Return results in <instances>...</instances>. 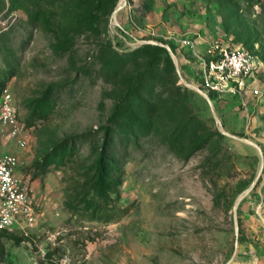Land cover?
Instances as JSON below:
<instances>
[{
    "label": "rangeland",
    "instance_id": "374dc122",
    "mask_svg": "<svg viewBox=\"0 0 264 264\" xmlns=\"http://www.w3.org/2000/svg\"><path fill=\"white\" fill-rule=\"evenodd\" d=\"M119 3L0 0V108L7 88L27 140L0 126V156L37 211L0 264H264V0ZM217 45L260 61L235 92L204 88Z\"/></svg>",
    "mask_w": 264,
    "mask_h": 264
},
{
    "label": "built area",
    "instance_id": "2783aa9c",
    "mask_svg": "<svg viewBox=\"0 0 264 264\" xmlns=\"http://www.w3.org/2000/svg\"><path fill=\"white\" fill-rule=\"evenodd\" d=\"M259 67L260 61L247 50L214 46L203 62L204 88L217 93L235 92L246 85L247 79ZM3 93L0 126L9 129L8 137L16 141L18 147L24 148L27 140L12 106L13 96L7 88ZM18 166L19 158L15 154L0 156V230L34 228L37 224V211L30 188L18 175ZM47 264L62 263L54 260Z\"/></svg>",
    "mask_w": 264,
    "mask_h": 264
},
{
    "label": "water",
    "instance_id": "95a60500",
    "mask_svg": "<svg viewBox=\"0 0 264 264\" xmlns=\"http://www.w3.org/2000/svg\"><path fill=\"white\" fill-rule=\"evenodd\" d=\"M125 2H126V0L124 1V3H123L122 5L119 4V5L117 6V8L115 9V12H114V14H113V19H114V22H115V23H118V21H117V12L121 9V7H123V5L125 4ZM169 51H170L171 54L173 55L172 51H171V50H169ZM173 56H174V55H173ZM182 80H183L184 84H185L188 88H190V89H192V90H194V91H197V92L200 93L203 97H205V98L207 99V101L209 102L211 108L214 110L213 101H212V99H211L209 93H207L205 90H203L202 88L198 87L197 85H195V84H193V83L187 81L184 77H182ZM217 122L219 123V125H220V129L222 130V132H223L224 134H226V135H228V136H231V137H234V138H237V139H239V140H241V141H244V142H246V143H249V144H251V145H254L255 147H257V149H258V150L260 151V153H261V156L263 157V152H262L261 148H260L256 143H254L253 141H251V140H249V139L239 138V137H237L236 135H233V134L229 133L228 131L225 130L223 124L221 123V121H220L218 118H217ZM255 184H256V181L254 182V184H253V185H252L247 191H245V192L240 196V198H239L238 201H237V206H238V204L240 203V201H241L246 195H248V193L250 192V190L252 189V187L255 186Z\"/></svg>",
    "mask_w": 264,
    "mask_h": 264
},
{
    "label": "trees",
    "instance_id": "16d2710c",
    "mask_svg": "<svg viewBox=\"0 0 264 264\" xmlns=\"http://www.w3.org/2000/svg\"><path fill=\"white\" fill-rule=\"evenodd\" d=\"M105 147L107 148V145L105 144ZM105 152H101L99 159L97 161V176L96 180L94 182V188L98 192L102 191L103 193H106L108 190V185L110 184L108 182V174H107V167L105 162Z\"/></svg>",
    "mask_w": 264,
    "mask_h": 264
},
{
    "label": "bare ground",
    "instance_id": "6f19581e",
    "mask_svg": "<svg viewBox=\"0 0 264 264\" xmlns=\"http://www.w3.org/2000/svg\"><path fill=\"white\" fill-rule=\"evenodd\" d=\"M124 1H125V0H120V3H119V4L122 5V4L124 3Z\"/></svg>",
    "mask_w": 264,
    "mask_h": 264
}]
</instances>
